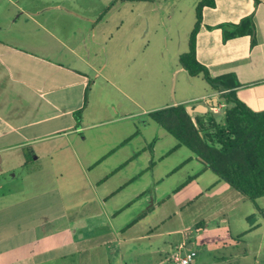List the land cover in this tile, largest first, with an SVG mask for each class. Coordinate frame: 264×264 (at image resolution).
Returning a JSON list of instances; mask_svg holds the SVG:
<instances>
[{
	"label": "crops",
	"instance_id": "1",
	"mask_svg": "<svg viewBox=\"0 0 264 264\" xmlns=\"http://www.w3.org/2000/svg\"><path fill=\"white\" fill-rule=\"evenodd\" d=\"M63 1L0 0V171L11 176L0 187V264H137L134 251L154 253L149 264H162L170 249L155 238L181 229L159 232L144 221L207 169L192 153L190 159L202 168L160 192L180 166L158 172L157 161L170 157L171 150L159 151L160 138L144 136L151 122L143 115L171 102L138 111L126 89L128 84L135 92L138 83L130 84L128 76L141 81V68L149 66L137 54L140 42L148 39L136 23L142 10H132L131 19L117 25L107 23L106 10L75 9ZM199 1H193L195 7ZM213 3L201 10L195 59L212 77L234 76L236 96L264 111V0ZM247 16L253 36L224 41L219 26ZM147 71L153 75L156 69ZM172 72L175 79L178 73L189 76L180 64ZM218 95L212 88L178 102L193 106L194 100L210 113L222 105ZM102 127L117 131V140L101 130L96 136L95 129ZM101 136L99 150L87 148ZM74 165L88 178L91 197L86 200L73 195L74 179L57 183L61 171ZM219 183L213 180L210 187ZM174 248L194 250L185 236Z\"/></svg>",
	"mask_w": 264,
	"mask_h": 264
},
{
	"label": "rangeland",
	"instance_id": "2",
	"mask_svg": "<svg viewBox=\"0 0 264 264\" xmlns=\"http://www.w3.org/2000/svg\"><path fill=\"white\" fill-rule=\"evenodd\" d=\"M193 1L64 0L63 4L66 7L90 10V12L106 10L104 17H107V23L117 25L123 19L128 22L131 19L130 12L132 10L134 13L137 9L142 10L141 15L138 14L135 17L136 23L143 25V29L145 28V32L148 33V39L143 43L140 42L141 46L138 48L137 54L138 58L140 57L143 61L149 60V66L141 68V81L139 79L136 81L132 79V76H128L130 84H132L131 82L138 83L135 85L137 88L135 92L130 93V89L127 88L128 84L126 85L128 94L135 97L139 111L142 108L148 109L156 105H163L167 101L171 102L170 105H174L172 101L183 104L178 102L183 97L194 99L201 96L206 90L210 91L213 88L201 74L189 77L178 73L175 79L172 72L179 65V56L189 50V37L196 22V7ZM147 23L150 24L148 31H146ZM148 67L156 69L153 75L147 71ZM218 96L221 106H218L216 110H211L210 113H193V120L196 121L199 118L204 122H209L211 118H214L216 122L223 124L224 109L230 104L227 103L223 95L219 94ZM191 104L197 105L194 100ZM112 107L110 106L111 113L114 111ZM143 116L144 122H151L143 129L144 136L146 138L159 137L157 143L159 151L168 148L172 150L176 145L175 138L161 131L154 121L145 118L146 115ZM141 118L143 119L142 115H139L138 122L141 121ZM122 122H129V120ZM100 130L112 139L119 135L115 130L102 127L95 129L96 136H100L97 134ZM161 132L164 133L161 134ZM102 138L104 137L94 138L89 142L87 148L99 150L104 141ZM191 154L192 152L188 148L181 146L172 150L170 157L157 161L159 173L172 166H175V169L180 166L170 174V178L165 180L160 192L167 188L166 185L171 187L169 183L178 187L187 175L191 176L198 171L195 168H202V165L194 158L190 159ZM61 173L63 177H59L57 183L65 182L67 179L75 180L73 195H77V201L91 197L89 189L86 187L88 178L83 176L81 169L74 165ZM6 179H11L10 172L0 171V187ZM213 180H219V185L210 187ZM122 197L123 193L112 201H117ZM145 205L147 204L145 203ZM218 205H220V212L213 213ZM144 222L150 223V225L154 223L159 232L181 229L180 232L165 233L155 238L160 246L170 249L169 254H165L166 257L168 256V260L162 264H177L174 258L182 257L186 251L192 249H171L174 242L178 241L181 236L187 237L193 243V249L196 251L190 264H264V196L255 199V201L247 199L220 180L209 169L197 181L181 188L167 203L155 207V212ZM195 223H199L198 229L195 227ZM185 227L188 228L185 229ZM132 255L138 256L137 264H149L156 259L154 253L145 255L141 251H134Z\"/></svg>",
	"mask_w": 264,
	"mask_h": 264
},
{
	"label": "trees",
	"instance_id": "3",
	"mask_svg": "<svg viewBox=\"0 0 264 264\" xmlns=\"http://www.w3.org/2000/svg\"><path fill=\"white\" fill-rule=\"evenodd\" d=\"M205 4L214 3L213 0H200L197 3L196 22L189 37V50L179 56V64L189 76L201 74L216 90L219 88L215 83H221L230 89L224 95L230 105L224 110L223 124L216 122L214 118L205 123L197 118L195 123L185 104L159 108L148 112L146 117L176 139L175 148L187 147L200 159L203 169H209L242 196L255 201L264 196V111L251 109L236 96L234 76L212 77L207 68L195 59V34ZM219 27L224 41L236 35L250 34L252 37L254 34L251 16L241 19L237 24L226 23Z\"/></svg>",
	"mask_w": 264,
	"mask_h": 264
},
{
	"label": "water",
	"instance_id": "4",
	"mask_svg": "<svg viewBox=\"0 0 264 264\" xmlns=\"http://www.w3.org/2000/svg\"><path fill=\"white\" fill-rule=\"evenodd\" d=\"M215 85L219 88L218 90V94L221 95H227L230 91V89L226 86H224L221 83H215ZM212 101L216 102L215 106L217 105V99L216 98H211ZM173 104L176 105L177 103L175 101H173ZM186 110L187 112L192 115L193 113H205L207 111V107L205 105L202 104H197L196 106H191V105H186ZM194 122L196 123V121L194 120Z\"/></svg>",
	"mask_w": 264,
	"mask_h": 264
},
{
	"label": "built area",
	"instance_id": "5",
	"mask_svg": "<svg viewBox=\"0 0 264 264\" xmlns=\"http://www.w3.org/2000/svg\"><path fill=\"white\" fill-rule=\"evenodd\" d=\"M195 255L196 252L194 250L189 249L185 252L184 256H176L174 260L177 264H190Z\"/></svg>",
	"mask_w": 264,
	"mask_h": 264
}]
</instances>
